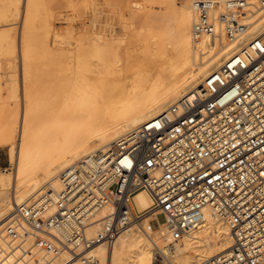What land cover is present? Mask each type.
Masks as SVG:
<instances>
[{
    "label": "bare ground",
    "instance_id": "1",
    "mask_svg": "<svg viewBox=\"0 0 264 264\" xmlns=\"http://www.w3.org/2000/svg\"><path fill=\"white\" fill-rule=\"evenodd\" d=\"M84 1L69 0L76 11ZM5 2L0 20L17 19L19 28L15 37L14 29L0 26V52L9 61L16 50L20 70L19 82L10 79L0 94V146L9 149V167L0 168V264H156L155 250L161 264H197L227 249L229 227L207 207L202 223L178 240L167 224L152 227L154 215L144 212L111 243L86 246L113 211L109 193L96 185L93 196L103 204L93 209L91 222L81 226L66 217L52 224L50 217L65 173L88 181L115 142L158 124L229 57L240 58L241 48L263 29L264 15L229 38L218 16L226 0H143L136 4L142 15L137 24L119 0H103L105 22L99 30L86 29L80 34L85 40L71 47L60 45H72L71 31L53 25L45 0H22L21 8L20 0ZM202 3L214 26L210 33L197 28ZM51 35L58 46L47 41ZM152 203L150 193L139 190L131 212Z\"/></svg>",
    "mask_w": 264,
    "mask_h": 264
},
{
    "label": "built area",
    "instance_id": "2",
    "mask_svg": "<svg viewBox=\"0 0 264 264\" xmlns=\"http://www.w3.org/2000/svg\"><path fill=\"white\" fill-rule=\"evenodd\" d=\"M202 3L198 29L213 32ZM264 15V0H226L219 19L226 36L245 32L250 18ZM212 72L191 99L161 114L158 124H144L103 154L102 167L82 182L65 173V188L55 202L50 223L69 217L91 222L102 205L93 186L111 198L113 211L102 230L85 244L111 243L144 212L160 214L176 240L204 220L203 210L225 221L231 245L197 264H261L264 260V27ZM129 163L123 161L124 156ZM109 183L104 187V182ZM147 190L153 203L131 212L132 196ZM99 192V194H100ZM36 208L37 206H31ZM20 215V209L17 213ZM157 225V222H156ZM12 229L15 227L11 224ZM11 228V227H10ZM24 236L27 233L24 232ZM36 241L40 239L35 235ZM74 244L75 241H71ZM70 244V245H71ZM45 245V244H42ZM154 263L162 256L155 250Z\"/></svg>",
    "mask_w": 264,
    "mask_h": 264
},
{
    "label": "rangeland",
    "instance_id": "3",
    "mask_svg": "<svg viewBox=\"0 0 264 264\" xmlns=\"http://www.w3.org/2000/svg\"><path fill=\"white\" fill-rule=\"evenodd\" d=\"M53 8V20L52 23L54 26H57L60 30L71 31L70 41L73 42L72 45L60 44L64 46H71L80 42V40H85L80 34L84 33L86 29H95L99 30L100 26L105 22V10L102 1L103 0H85L84 5L79 6V10L76 11L71 7L69 0H45ZM123 6V10L126 13V16H129L130 19L137 24L141 18V14L135 12L137 8L136 4L142 2L143 0H119ZM69 2V5H68ZM181 2V0H178ZM7 3H2L0 6L7 7ZM20 8L22 6V0L19 4ZM17 19L1 21L0 26L6 25V29H14L15 37H17L18 24L15 25ZM115 26L120 27L117 24V18L113 19ZM9 25V26H8ZM48 42L53 46H58L57 41L54 42V36L51 35L47 38ZM5 55H4V54ZM7 56L5 51L0 52V94L4 96L7 93L6 84L12 78L16 79L17 83L19 82V70L20 63L18 54L15 50L13 58L9 61L4 57ZM9 149L5 145L3 148H0V166L9 167V158L8 154ZM164 216L162 214L158 215L155 220L151 223L152 227H156V222H162Z\"/></svg>",
    "mask_w": 264,
    "mask_h": 264
},
{
    "label": "crops",
    "instance_id": "4",
    "mask_svg": "<svg viewBox=\"0 0 264 264\" xmlns=\"http://www.w3.org/2000/svg\"><path fill=\"white\" fill-rule=\"evenodd\" d=\"M0 148H3V146H0ZM7 154H8V158H9V153L7 152ZM1 167H8V166H0V168Z\"/></svg>",
    "mask_w": 264,
    "mask_h": 264
}]
</instances>
